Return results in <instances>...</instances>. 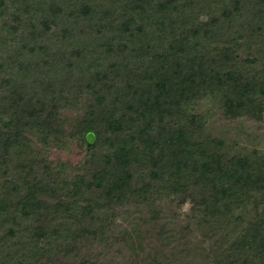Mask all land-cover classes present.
I'll return each mask as SVG.
<instances>
[{"label":"trees","instance_id":"obj_1","mask_svg":"<svg viewBox=\"0 0 264 264\" xmlns=\"http://www.w3.org/2000/svg\"><path fill=\"white\" fill-rule=\"evenodd\" d=\"M25 1L23 9L29 4ZM123 1L126 0H117L116 5H122ZM179 1L161 0L157 5L158 12L171 10L179 15L166 21L165 28L145 21L147 10L154 8V0H135L131 11L136 19L133 23L122 19L116 30L115 25L112 33L117 34L118 40H112V33L109 35L106 28L110 6L103 4L112 2V5L114 0H37L40 15L34 27L25 33L24 44L12 55L6 51V57L0 60V71L8 62L9 68L19 62V73L15 77L8 74L0 87L3 91L0 116L6 115L7 108H12L16 115L13 119L0 120V264L21 262L20 259L39 249L43 239L54 249L63 250L70 240L65 236L84 231L85 220L91 223L88 227H93L95 233L102 234L112 201L119 204L128 195H146L148 188L163 181L178 166L191 169L195 176L192 177L195 208L201 211L203 221L210 219L208 225L213 228L230 214L232 202L239 201V193L244 196L262 191V173L252 163L242 166L231 161L214 162L209 155H199L178 139V129L166 121L173 116L179 102L190 100L195 89L202 85L219 87L228 97L227 103L240 108L247 98L245 90L253 81L249 75L230 77L228 73L215 71L211 64L197 57L204 40L224 41L225 30L209 32L204 23H195L194 10L202 0ZM11 2L12 9L18 3L23 4V0ZM232 2L239 12L240 0ZM5 4V0H0V7ZM96 5L104 8L103 11H95ZM251 7L254 20L263 28L264 0H254ZM184 8L193 13L184 16ZM20 19L17 16L14 20L19 24ZM141 20L153 26V30L149 32ZM7 25L12 30L17 29L10 23ZM261 31L264 40V29ZM93 46L97 51L104 49L107 57H112L111 49L116 50L117 58L129 57V63L133 62L136 68L130 69V74L135 76L150 70L149 75L129 80L125 86L126 101L119 97L120 107L106 109L103 101L95 102L81 126L86 158L71 166V172L66 171L65 163H60L66 173L59 178L57 175L49 178L53 174L47 172L49 167L45 162L40 163L38 174L33 167L27 168L24 164H15V167L7 159L14 153L21 131L32 127L50 128L52 113L48 111L56 112V106L64 99L76 98L72 90L65 94L61 87L79 66L84 71L90 70L85 63L88 49ZM2 53L0 50V59ZM228 61L224 63L228 65ZM122 63L115 60L102 65H107L108 72L113 74L121 72ZM108 76L103 72L101 77L106 80ZM57 79L61 82L52 85L51 81ZM175 88L180 90L178 103L173 102ZM90 132L95 142L86 138ZM94 151L98 152L97 158ZM144 165L149 167V172L141 176L139 171ZM9 171L15 173L10 178ZM140 177L147 178L148 185L143 182L140 186ZM76 224L80 228L72 229ZM256 224L257 233L264 230V225L254 223L249 231L243 232L242 239L232 245L231 254L228 252L227 264H247L248 250L252 253L258 250L264 255V236L254 235Z\"/></svg>","mask_w":264,"mask_h":264},{"label":"rangeland","instance_id":"obj_2","mask_svg":"<svg viewBox=\"0 0 264 264\" xmlns=\"http://www.w3.org/2000/svg\"><path fill=\"white\" fill-rule=\"evenodd\" d=\"M134 1L126 0L117 6V0H114L116 8L113 7L114 2L112 5V2L103 4L104 7L110 6L106 21L109 35L115 25L117 29L122 19L134 22L136 14L131 11ZM160 1L154 0V8L147 10L145 21L165 27L166 21L172 16L179 18V15L171 10L158 12ZM253 1L240 0L239 12H236L238 6L232 0H202V4L194 10L195 23H204L209 32L225 30L224 41L204 40L197 57L211 64L215 71L228 73L230 77L234 74L239 77L251 76L253 81L245 90L246 100H243L240 108L230 106L227 103L228 97L219 87L202 85L195 89L190 100L180 101L178 110L166 121L178 129V139L197 150L199 155H209L214 162L231 161L242 166L252 163L261 171V179L264 180V40L261 33L264 27L258 26L252 16ZM5 2L4 7H0V50L3 51L0 60H4L6 51L12 55L24 44L25 33L34 27L40 15L37 0H28L29 4L24 9L25 0L22 6L18 3L15 9H12L11 0ZM103 9L96 5L94 10L102 12ZM192 13L191 9H183L186 17ZM17 16L21 17L19 24L14 20ZM8 23L17 29L12 30ZM141 24L147 25L144 21ZM147 28L149 32L153 30V26L147 25ZM169 35H165V38ZM112 36V40H118L117 34L112 33ZM96 49V46L88 49L85 67L89 65V71L79 66L70 78L65 79L62 90L65 94L72 90L77 96L64 99L56 106V112L53 109L48 111L52 113L49 118L50 128L32 127L21 131L14 153L7 159L12 165L33 167L38 174L41 172L40 163L45 162L49 167L47 172L53 174L49 178L55 175L59 178L66 173L60 163H65L66 171L68 169L71 172V166L82 163L86 158L81 126L86 115L94 109L95 102L103 101L106 109L118 108L121 105L119 97L126 101L125 86H128L129 80L147 78L149 75L150 70L135 76L130 74V69H136L133 62L129 63V57L117 58L116 50L111 49L112 57H107L104 49ZM228 59L226 65L224 60ZM115 60L123 61L119 69L121 72L111 74L107 65L102 64L108 61L113 63ZM95 61L97 63L93 64ZM143 64L147 65L146 62ZM9 66L8 62L0 71V87L4 85L8 74L15 77L19 73V62L11 64V68ZM103 72L109 74L108 79L101 77ZM128 74L132 78L129 79ZM51 82L56 85L61 81L57 79ZM61 88H58L60 92ZM178 91L175 88L172 92L173 102L176 103ZM96 97L100 99L96 100ZM6 110V115L0 116L2 121L16 116L12 108ZM91 134V142H95L96 138ZM97 153L94 151L96 158ZM148 169L144 165L139 169L140 175L146 176ZM190 170L178 166L163 181L148 188L149 193L146 195H128L119 204L112 201L102 234L95 233L93 227H90L91 223L85 220L84 231H76L77 234L72 237L65 236L66 240L69 237L70 240L63 250L54 249L48 240L43 239L39 249L20 259L21 262L12 264H167L169 260V264H223L221 261L227 264L230 259L228 252L231 254L232 245L242 239L243 232L249 231L254 223L264 225V187L261 192L244 196L239 193V201L232 202L230 214L215 223L213 228L208 225L210 219L205 218L203 221L201 211L195 208V176ZM9 174L10 178L15 173L9 171ZM141 179L138 180L140 186L148 183L147 178ZM78 226L76 224L72 229L80 228ZM257 226L254 235L264 236L263 229L257 233ZM60 241L64 242L62 239ZM248 253L245 260L247 264H264V257L255 259L262 256V252L256 250V253H252L248 250Z\"/></svg>","mask_w":264,"mask_h":264},{"label":"water","instance_id":"obj_3","mask_svg":"<svg viewBox=\"0 0 264 264\" xmlns=\"http://www.w3.org/2000/svg\"><path fill=\"white\" fill-rule=\"evenodd\" d=\"M92 134L91 133H89L88 135H87V139L89 140V141H92Z\"/></svg>","mask_w":264,"mask_h":264}]
</instances>
